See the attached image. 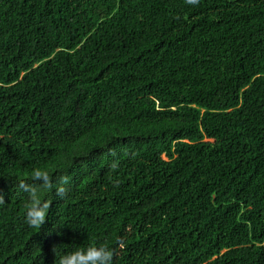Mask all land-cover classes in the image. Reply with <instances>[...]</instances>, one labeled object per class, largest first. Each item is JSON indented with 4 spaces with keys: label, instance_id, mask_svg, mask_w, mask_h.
Wrapping results in <instances>:
<instances>
[{
    "label": "trees",
    "instance_id": "1",
    "mask_svg": "<svg viewBox=\"0 0 264 264\" xmlns=\"http://www.w3.org/2000/svg\"><path fill=\"white\" fill-rule=\"evenodd\" d=\"M0 195V264H264V0H0Z\"/></svg>",
    "mask_w": 264,
    "mask_h": 264
},
{
    "label": "clouds",
    "instance_id": "2",
    "mask_svg": "<svg viewBox=\"0 0 264 264\" xmlns=\"http://www.w3.org/2000/svg\"><path fill=\"white\" fill-rule=\"evenodd\" d=\"M70 183L67 175H54L42 168L31 171L29 182H20L19 188L28 194L26 222L29 226H41L48 216L50 203L41 199V193L55 191L56 196L62 197ZM60 264H114V252L106 244H89L86 248H76L61 254Z\"/></svg>",
    "mask_w": 264,
    "mask_h": 264
}]
</instances>
